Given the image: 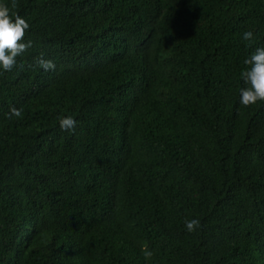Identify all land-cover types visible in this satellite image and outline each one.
I'll list each match as a JSON object with an SVG mask.
<instances>
[{"label": "trees", "instance_id": "trees-1", "mask_svg": "<svg viewBox=\"0 0 264 264\" xmlns=\"http://www.w3.org/2000/svg\"><path fill=\"white\" fill-rule=\"evenodd\" d=\"M17 3L33 47L0 69V264H264V101L240 103L264 0Z\"/></svg>", "mask_w": 264, "mask_h": 264}, {"label": "clouds", "instance_id": "clouds-1", "mask_svg": "<svg viewBox=\"0 0 264 264\" xmlns=\"http://www.w3.org/2000/svg\"><path fill=\"white\" fill-rule=\"evenodd\" d=\"M18 7L17 0H11L10 6L0 3V69L3 72H10L16 65L17 57L23 56L30 48L33 42H23L26 30L29 29V23L13 9ZM243 40L247 41L249 46L254 42L252 31L243 33ZM37 63L44 71L55 70V63L51 60L38 58ZM248 68L241 72V77L246 88L240 90V103L244 107H250L258 102L264 101V47L256 48L251 56L244 60ZM9 117H22V109L11 108ZM59 125L63 131H74L77 121L71 116L59 119ZM185 227L189 233L195 232L200 227V221L197 219L186 220ZM145 259H150L153 255L151 251H144Z\"/></svg>", "mask_w": 264, "mask_h": 264}]
</instances>
